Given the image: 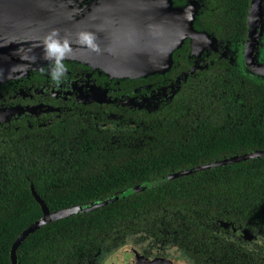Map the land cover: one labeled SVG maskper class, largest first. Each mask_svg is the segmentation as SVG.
Here are the masks:
<instances>
[{
    "label": "flooded vegetation",
    "instance_id": "af4514ba",
    "mask_svg": "<svg viewBox=\"0 0 264 264\" xmlns=\"http://www.w3.org/2000/svg\"><path fill=\"white\" fill-rule=\"evenodd\" d=\"M112 2L114 0H51L47 4L62 7L72 19L78 21L104 6H110ZM251 2L215 0L214 7H211L214 15H210L212 11L208 8V0L139 2L155 10L157 6L162 10H166L167 6L171 10L175 8L182 15L181 18L178 16L182 24L188 23L192 17L194 33L186 34L181 47L171 54L169 69L163 72L122 78L77 60L36 59L22 60L15 68L2 73L0 142L18 145L23 151L27 150L40 159L41 174L46 170L53 175L61 176L64 173L70 179L79 178L81 184L69 187L41 183L34 186L32 183H13L9 180L7 198L5 202L0 201V222H26L29 206L35 205L40 215L30 221L32 224L40 221L43 213L33 193L49 213L72 207H79L78 213H81L110 203L111 200L72 203L70 207L51 210L53 203L46 192L113 189L123 195L130 190L138 192L160 187L162 190L171 185L168 182L176 178L179 172L190 170L191 174L204 166L169 172L162 177H158L155 169H149L150 178H144L137 170L134 174L122 170L127 163L140 165V156L155 154L150 142L156 137L150 132L157 120V112L163 107L170 108L171 102L180 96L181 88L184 87L186 91L192 84L206 80L207 71H219L221 67L225 69L227 66L248 81L263 85L264 76L255 74L243 57L248 43H251L253 50L250 57L256 64L264 65V0H261L256 19L251 16ZM36 3L44 9L46 0H36ZM11 5L12 0H0L2 26L7 24V12L12 10ZM33 147L38 150L30 152L29 148ZM144 148H148L149 153L142 152ZM109 166L118 170L121 184L113 187L104 184L109 175L115 176L113 170H108ZM23 173L20 171V174ZM91 179L98 184L88 186ZM126 182L131 184L126 186ZM181 205L193 206L195 203L171 200L137 202L138 214L130 219L133 224H137V229L120 235L111 232L92 240L74 239L70 242V248L64 247L65 252L60 258L53 257L51 262L264 264V236L261 234H253L247 228L221 220L206 222L203 216L157 215L158 212L163 213L165 206L172 213V207ZM72 214L46 223L68 218ZM26 228L17 234L9 232L7 239L0 240V264H45V236L49 234L43 231L28 234L13 249L15 240ZM59 243L58 240L54 242L58 250Z\"/></svg>",
    "mask_w": 264,
    "mask_h": 264
},
{
    "label": "trees",
    "instance_id": "16d2710c",
    "mask_svg": "<svg viewBox=\"0 0 264 264\" xmlns=\"http://www.w3.org/2000/svg\"><path fill=\"white\" fill-rule=\"evenodd\" d=\"M208 1V8L212 11L210 15H214L212 8L215 0ZM206 73V80L192 84L186 91L184 87L181 88L180 96L171 102L170 108L163 107L157 112V120L150 132V135L157 138L150 142L155 154L140 156V165L125 164L122 169L124 172L134 174L137 170L141 176L148 178L149 169H155L158 177H162L169 172L193 169L229 157L264 150V86L248 81L227 66ZM17 146L8 141L0 142L1 202L7 198L9 180L13 183H32L34 186L41 183L69 187L81 184L79 178L70 179L64 173L59 176L46 170L41 174L40 159ZM29 150L36 152L38 149L33 147ZM141 151L149 153L150 150L144 148ZM108 170H113L115 176L109 175L104 184L108 187L121 184L118 170L111 166ZM20 171L24 173L20 174ZM168 183L171 185L166 189L130 190L123 195L113 189L46 192L53 203L51 210L70 207L72 203H95L107 199L111 202L46 223L34 231H43L50 236H45V264H52L53 257L60 258L65 252L63 248L69 249L74 239L92 240L111 232L120 235L137 229V224H133L130 219L138 214L136 205L141 201L193 202V206L172 207V213L165 206L163 213L158 212L157 215L203 216L206 222L221 220L234 223L249 229L253 234L264 236V157L210 166L189 175H178ZM97 184L91 179L88 186ZM130 184L126 182V186ZM39 215L36 205L29 206L26 222H0V240L7 239L9 232L17 234L30 226V220ZM57 240L60 242V250L54 244Z\"/></svg>",
    "mask_w": 264,
    "mask_h": 264
},
{
    "label": "water",
    "instance_id": "95a60500",
    "mask_svg": "<svg viewBox=\"0 0 264 264\" xmlns=\"http://www.w3.org/2000/svg\"><path fill=\"white\" fill-rule=\"evenodd\" d=\"M34 1L18 0L16 4L17 1L12 0V10L7 12V24H0V76L21 64L22 60L26 62L36 59L77 60L122 78L163 72L169 69L171 54L181 47L186 34L194 33L191 16L188 23L182 24L181 19H178L179 11L175 8L171 10L167 6L166 10H162L157 6L156 10L151 9L139 4L144 0H114L110 6H104L78 21L72 19L62 7L48 5L47 2L51 0H46L44 9ZM260 3L261 0L251 2L253 19H256V13L260 10ZM252 50L253 44L248 43L243 55L244 61L255 74L264 76V65L256 64L253 57H250ZM254 157H264V150L229 157L196 170ZM190 172L188 170L185 173ZM185 173L179 172L176 176ZM33 196L43 216L21 233L13 249L25 236L46 222L80 211L79 207H72L49 213L43 202L34 193Z\"/></svg>",
    "mask_w": 264,
    "mask_h": 264
},
{
    "label": "rangeland",
    "instance_id": "374dc122",
    "mask_svg": "<svg viewBox=\"0 0 264 264\" xmlns=\"http://www.w3.org/2000/svg\"><path fill=\"white\" fill-rule=\"evenodd\" d=\"M262 83H263V86H264V81H262Z\"/></svg>",
    "mask_w": 264,
    "mask_h": 264
}]
</instances>
